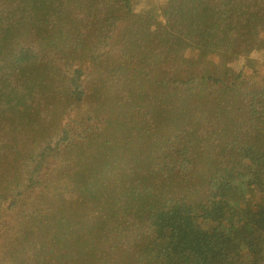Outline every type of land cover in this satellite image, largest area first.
<instances>
[{"label": "trees", "instance_id": "1", "mask_svg": "<svg viewBox=\"0 0 264 264\" xmlns=\"http://www.w3.org/2000/svg\"><path fill=\"white\" fill-rule=\"evenodd\" d=\"M256 39L264 0H0V264H264Z\"/></svg>", "mask_w": 264, "mask_h": 264}, {"label": "rangeland", "instance_id": "2", "mask_svg": "<svg viewBox=\"0 0 264 264\" xmlns=\"http://www.w3.org/2000/svg\"><path fill=\"white\" fill-rule=\"evenodd\" d=\"M255 41H256V45H257L258 50H264V40L262 41L260 39L259 40L256 39ZM93 126L96 127L97 124H94Z\"/></svg>", "mask_w": 264, "mask_h": 264}]
</instances>
